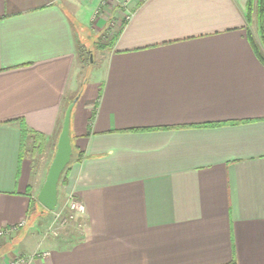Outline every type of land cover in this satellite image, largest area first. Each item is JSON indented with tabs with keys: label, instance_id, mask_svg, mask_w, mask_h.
<instances>
[{
	"label": "crops",
	"instance_id": "1",
	"mask_svg": "<svg viewBox=\"0 0 264 264\" xmlns=\"http://www.w3.org/2000/svg\"><path fill=\"white\" fill-rule=\"evenodd\" d=\"M127 1L0 0V231L26 221L0 238V264H264V43L248 0ZM94 26L115 32L81 82ZM71 104L57 208L73 195L86 211L58 229L38 196Z\"/></svg>",
	"mask_w": 264,
	"mask_h": 264
},
{
	"label": "water",
	"instance_id": "2",
	"mask_svg": "<svg viewBox=\"0 0 264 264\" xmlns=\"http://www.w3.org/2000/svg\"><path fill=\"white\" fill-rule=\"evenodd\" d=\"M73 108L74 104H71L65 113L56 154L49 168L45 184L38 196L39 203L49 212H54L57 209L59 202V183L64 171L73 159L71 139V117Z\"/></svg>",
	"mask_w": 264,
	"mask_h": 264
},
{
	"label": "rangeland",
	"instance_id": "3",
	"mask_svg": "<svg viewBox=\"0 0 264 264\" xmlns=\"http://www.w3.org/2000/svg\"><path fill=\"white\" fill-rule=\"evenodd\" d=\"M101 14L102 12L97 14L95 21L98 20ZM255 19L256 18H254V20ZM114 32V27H109L108 30L104 29L102 32H99L97 27H95L93 31H89L88 34L86 33L83 37L84 44L81 51V61L78 64V77L81 82L92 81L97 77L105 61V51L107 49L101 47H108Z\"/></svg>",
	"mask_w": 264,
	"mask_h": 264
},
{
	"label": "built area",
	"instance_id": "4",
	"mask_svg": "<svg viewBox=\"0 0 264 264\" xmlns=\"http://www.w3.org/2000/svg\"><path fill=\"white\" fill-rule=\"evenodd\" d=\"M131 0H128L129 2ZM85 205L75 196L70 195L64 204L62 208H57L53 214V223L56 225L58 229L66 228L70 225V223L74 220H76L77 216L84 215L85 214ZM26 226V221L12 227L10 229H5L3 231H0V238L10 236L13 234H16L19 232L22 228ZM50 232L52 234L56 235L57 231L55 227H52L50 229ZM33 259L27 256H17L11 261L8 262V264H32Z\"/></svg>",
	"mask_w": 264,
	"mask_h": 264
},
{
	"label": "trees",
	"instance_id": "5",
	"mask_svg": "<svg viewBox=\"0 0 264 264\" xmlns=\"http://www.w3.org/2000/svg\"><path fill=\"white\" fill-rule=\"evenodd\" d=\"M254 18L257 19V24H258V30L261 35V39L264 43V0H248V15L247 19L250 24L254 21ZM76 24V23H75ZM249 37L252 40V35L251 32L249 31ZM101 48H108V47H101ZM216 126V125H215ZM201 127H208V126H201ZM26 133V129L24 130ZM74 160V155L73 159ZM72 163V162H71ZM70 163V165H71ZM70 165L66 168L64 171L63 175L66 173V171L69 169ZM62 175V177H63ZM61 177V179H62Z\"/></svg>",
	"mask_w": 264,
	"mask_h": 264
}]
</instances>
